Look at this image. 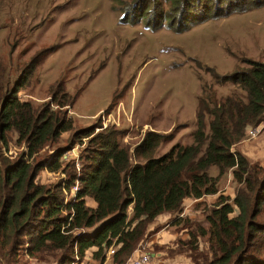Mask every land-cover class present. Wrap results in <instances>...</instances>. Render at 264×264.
Returning <instances> with one entry per match:
<instances>
[{"label": "trees", "instance_id": "1", "mask_svg": "<svg viewBox=\"0 0 264 264\" xmlns=\"http://www.w3.org/2000/svg\"><path fill=\"white\" fill-rule=\"evenodd\" d=\"M262 6L264 0H134L126 4L121 21L136 24L145 18L148 30L166 21L167 28L183 31L191 24ZM39 57L33 56L15 79L0 64V144H7V132L13 131L16 142L26 146V152L6 160L0 169V264H31L32 259L70 264L75 254L80 260L90 247L93 257L103 262L111 246L113 263L125 264L160 215L178 218L186 198L215 194L217 200L205 216L209 227H198L200 235L208 236L212 257L196 264H264V221L256 220L264 208V168L250 165L232 149L250 127L264 120L263 61L244 58L226 74L206 67L212 80L202 85L191 143H176L154 155L174 135L147 131L133 148L136 160L131 162L129 150L117 139L120 130L106 126L94 134L95 127H102L100 118L98 125L74 130L63 107L71 106L75 97L63 88L39 106L18 98ZM228 83L229 93L218 95L215 86ZM65 132H71L72 147L82 138L90 143L80 156L87 163L79 173L73 162L62 160V146L34 160ZM211 169H217L216 174ZM42 170L66 178L53 184L37 182ZM227 172L239 186L232 198L218 187ZM76 182L77 191L67 199L65 191ZM86 197L96 203L91 214Z\"/></svg>", "mask_w": 264, "mask_h": 264}, {"label": "rangeland", "instance_id": "2", "mask_svg": "<svg viewBox=\"0 0 264 264\" xmlns=\"http://www.w3.org/2000/svg\"><path fill=\"white\" fill-rule=\"evenodd\" d=\"M133 1L0 0L1 66L9 69L15 79L40 53L18 98L39 106L51 101L57 88H63L71 98L75 97L71 106L63 107L73 120L74 130L98 125L100 121L102 127H95L94 134L106 126L120 130L117 139L129 150L131 162L136 160L133 148L147 131L174 135L161 143L154 155L167 152L176 143H191L198 97L202 85L212 80L206 67L226 74L242 65L244 58L264 62V6L210 18L183 31L167 28L166 21L159 29L148 30L144 27L145 18L136 24L121 21L126 4ZM215 88L218 95H225L232 85ZM70 134L63 133L34 160L62 146V160L73 162L79 173L82 164L87 163L80 156L90 143L88 138H82L72 147L68 143ZM232 149L242 153L250 165L264 168V128L251 139L245 133ZM22 152H26V146L19 145L15 132L8 131L7 144H0V169L6 160H13ZM138 159L142 161L141 157ZM213 171L216 174L217 169ZM49 173L39 171L37 182L53 184L66 178L65 174ZM75 185L79 183L73 184L70 192L65 191L67 199L74 196ZM218 187L221 194L232 198L239 186L227 172L219 179ZM218 195L204 196L196 202L186 198L184 217L162 215V223L149 225L136 248L149 252L152 264H196L195 261L211 259L208 236L200 235L198 227H209L205 216ZM85 207L91 214L96 203L86 197ZM256 220L264 221V208ZM160 225L163 227L159 230L169 234L168 241L153 242L157 237L154 230ZM192 246L196 249L192 250ZM27 260L25 256L23 261ZM73 260L70 264L79 262ZM30 263L46 264L33 259Z\"/></svg>", "mask_w": 264, "mask_h": 264}, {"label": "built area", "instance_id": "3", "mask_svg": "<svg viewBox=\"0 0 264 264\" xmlns=\"http://www.w3.org/2000/svg\"><path fill=\"white\" fill-rule=\"evenodd\" d=\"M263 128H264V121H261L256 126L250 127L246 132L248 139L254 138ZM73 189L75 190L74 192H76L78 186L75 185ZM113 253H114V249L112 247L108 248L107 254H113ZM74 258L76 260H79L77 254H75ZM126 264H152V256L149 252L143 250L141 247H138L134 249L132 255L126 261Z\"/></svg>", "mask_w": 264, "mask_h": 264}, {"label": "crops", "instance_id": "4", "mask_svg": "<svg viewBox=\"0 0 264 264\" xmlns=\"http://www.w3.org/2000/svg\"><path fill=\"white\" fill-rule=\"evenodd\" d=\"M52 175H55L56 173H54V172H50ZM49 173V174H50ZM51 175V176H52ZM39 176H41V175H39ZM40 182L41 183H46V182H44L43 180H40ZM188 199H190V198H188ZM200 199V198H199ZM199 199H194V198H192V202H196L197 200H199ZM188 203H190V202H188ZM184 204H185V202H184ZM185 206H187L186 204L184 205V207ZM165 214H167V213H165ZM184 214H185V212L184 211H182V213L179 215V217L178 218H180V217H184ZM163 216H164V214H162ZM162 215H160L159 216V220L157 219V221L158 222H160V223H162V220L164 219V217L166 218V216L167 215H165L164 217H162ZM169 216H170V214H169ZM163 218V219H162ZM167 218H168V216H167ZM161 220V221H160ZM166 220V219H165ZM162 227L163 226H161V228L160 229H162ZM161 230H158V231H156L155 233H156V235H157V237H156V239H154V241L153 242H160V241H165L166 240V238H168L169 237V234H166L165 232H163V231H161ZM154 236V235H153ZM160 239V240H159ZM166 241H168V240H166ZM148 242V241H147ZM150 242V241H149ZM152 241L150 242V243H153ZM93 249L90 247V248H88V250H86L85 251V253H84V256H83V258L82 259H80V260H78L79 262H76V263H74V264H92V262H93V264L95 263V262H98L94 257H93ZM98 264H114L113 263V261H112V256L110 255V254H107V252H106V258H105V260L103 261V262H99ZM126 264V263H125Z\"/></svg>", "mask_w": 264, "mask_h": 264}]
</instances>
